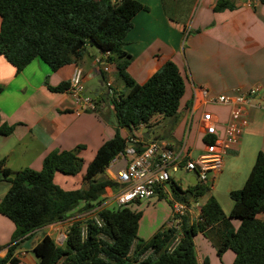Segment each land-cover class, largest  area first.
Segmentation results:
<instances>
[{
    "label": "crops",
    "instance_id": "0c3cea01",
    "mask_svg": "<svg viewBox=\"0 0 264 264\" xmlns=\"http://www.w3.org/2000/svg\"><path fill=\"white\" fill-rule=\"evenodd\" d=\"M121 1L113 0L115 4ZM134 1L147 8L134 14L133 27L124 39V49L133 57L128 72L138 83H144L166 61L172 60L184 78L185 94L175 124L162 115H156V124L131 130L128 137L138 138L144 146L154 140L166 141L175 147L185 144V150L197 157L205 147L201 128L204 107L196 101L200 88L206 86L217 94L260 84L262 92L246 108L248 124L238 143L227 147L223 156H227L228 161L219 173L228 180L229 193L240 189L258 152H264V4L260 0H233L232 8L216 10L217 0ZM99 55V49L89 52L80 62L64 65L56 71L40 58H35L20 72L0 55V128H13L8 135L0 134L2 168L39 171L50 152L78 147H81L78 153L84 163L90 162L100 146L115 135L117 119L107 83L110 82L117 90L123 89L124 83L117 85L119 72L115 65H110L109 71H104L98 65L96 58ZM77 67L83 70L84 83L93 82L96 86L97 94L92 98L95 110L78 113L79 105L69 89H51L63 82H70ZM82 96L91 97L87 92ZM206 108L220 121H225L229 116V106ZM162 121L165 123L158 125ZM153 126L158 128L152 135L146 129L151 130ZM115 159L107 169L108 173L110 168L115 170L125 166L122 158ZM82 174H77L80 175L81 185ZM57 178L59 176L55 175V180ZM111 178L114 180L112 175ZM9 188L10 182L2 177L0 170V202ZM105 190L101 197L109 196V200L118 192L107 187ZM163 193V197L158 193L131 205V209L142 212L138 227V237L142 240L150 239L172 218V200L177 199L172 183L166 186ZM210 195L215 196L209 194L207 199ZM215 197L220 203L219 196ZM232 205L225 210L226 215H229ZM198 214L196 208L192 209L187 223L197 221ZM257 217L264 220V212ZM232 221L235 227L239 226L240 219L233 218ZM53 224L14 241L15 224L0 213V260L7 255L9 247L14 246L13 257L18 260L17 264H39L31 252L45 234L56 240L49 230ZM194 242L199 264L205 261L207 264H233L235 254L227 250L219 256L216 243L212 245L203 237V233L199 232Z\"/></svg>",
    "mask_w": 264,
    "mask_h": 264
},
{
    "label": "trees",
    "instance_id": "16d2710c",
    "mask_svg": "<svg viewBox=\"0 0 264 264\" xmlns=\"http://www.w3.org/2000/svg\"><path fill=\"white\" fill-rule=\"evenodd\" d=\"M264 4V0H260ZM233 0H217L216 10L232 8ZM147 7L134 1L122 0H0V55L17 71H22L35 58H40L56 71L64 65L80 62L89 46H97L108 61L118 69L124 88L114 90L111 104L117 119L115 135L97 150L82 174L83 185L65 189L55 183V175L82 173L84 159L78 147L73 150H54L43 161L41 170L24 168L13 171L2 168V177L10 188L0 202V213L15 224L13 240L18 241L46 225L65 221L71 210L81 202L86 208L99 199L105 188L115 182L105 177L112 161L123 153L130 142L121 135V128L139 129L151 126L156 115L170 119L179 117L185 81L178 65L168 60L144 83H138L128 72L133 57L124 49L125 37L133 27L132 17ZM70 82H63L54 91H65ZM10 126L0 128L8 135ZM137 144L138 152L143 148ZM172 189L179 200L192 202L205 194L202 183L183 190L173 180ZM160 197L164 196L158 191ZM233 205L227 216L214 195L201 208L200 219L192 224L184 218L181 229L162 226L150 239L138 237L141 211L131 206L98 210L101 223L89 218L74 222L68 229L64 245L45 234L34 247L39 264H199L194 237L217 228L215 242L218 254L232 250L233 264H264V152L259 151L251 171L240 189L230 192ZM229 217V219H228ZM231 218L240 219L238 227ZM229 220V221H228ZM86 223V236L83 224ZM176 238L177 245L170 246ZM14 246L0 264H17ZM150 250L151 252L143 257ZM204 264H207L205 261Z\"/></svg>",
    "mask_w": 264,
    "mask_h": 264
},
{
    "label": "built area",
    "instance_id": "2783aa9c",
    "mask_svg": "<svg viewBox=\"0 0 264 264\" xmlns=\"http://www.w3.org/2000/svg\"><path fill=\"white\" fill-rule=\"evenodd\" d=\"M108 55L109 53H101L96 58V62L102 66L104 71H109L111 65L107 60ZM83 83V70L77 67L70 79L69 92L79 105L78 113L96 109L92 98L82 96ZM107 86L112 88L110 82ZM262 90L260 84L248 89L234 88L230 93L217 94L212 93L206 86L200 88L196 101L204 107L201 115V128L205 147L197 157H193L185 150V144L175 147L166 141L154 140L144 146L138 138L131 136L129 138L131 144L115 159L116 161L122 158L125 166L115 170L110 168L113 179L119 184V190L113 198L115 208L131 206L138 200L149 199L158 195L159 190L164 192L166 186L174 180L172 172L175 173L180 169L196 176L198 183L213 188L215 177L223 170V154L228 146L238 143L248 124L246 108L255 96L260 95ZM219 105L230 107L229 116L225 121H220L211 110L206 108ZM150 123L151 125L155 123L154 118ZM142 127L147 126L142 125ZM136 143L143 148L141 152H138ZM202 206L200 201L193 200L190 203L178 199L172 200V218L168 225L181 229L184 218L188 217L194 208L199 211L198 219H200ZM100 208L101 206H98L84 214L101 223L97 214ZM82 230L83 235L86 236V223L83 224ZM67 233L68 230L63 233L64 236L67 237ZM178 240L179 238L174 240L170 246L171 249L177 245ZM150 252L148 250L143 257Z\"/></svg>",
    "mask_w": 264,
    "mask_h": 264
},
{
    "label": "rangeland",
    "instance_id": "374dc122",
    "mask_svg": "<svg viewBox=\"0 0 264 264\" xmlns=\"http://www.w3.org/2000/svg\"><path fill=\"white\" fill-rule=\"evenodd\" d=\"M92 51H98V47L97 46H89L85 55L88 54L89 52H92ZM117 79H118L117 85H121L123 83V81L119 75H117ZM83 88H84L83 92H82L83 95H84V93L87 92V94H89L91 96L90 98H95L97 91L95 89L96 86L94 87L93 82L83 83ZM114 90H117V89H115V87L112 86V88L110 89V94H112V92L115 93ZM105 116L107 117V119H109L108 115H105ZM163 123H165V121H162L160 124L158 123V125L162 126ZM154 124H156V122L153 123L152 125H154ZM157 128H158V126H153V127H151V130L150 129H146V130L150 131L151 134L153 135V131ZM120 132H121V135L128 136L132 131L129 128H121ZM195 154H197V153H195ZM193 157H196V156H193ZM227 161H228V157L223 156V168H224V165ZM88 162L84 163L83 170H82L83 173L86 172ZM225 171H226V169H225ZM56 175L59 176V178H57V180H55V183L62 188L76 189V188L82 187L81 182H80V175H67V174H64L61 172H58ZM172 175L174 177V180L180 185V187L183 190H186L190 186V176L192 175V173H189V172H186V171L180 169L175 173L172 172ZM60 177H62L63 179ZM105 177H107L108 179H112L111 174L108 172H106ZM113 181L115 182V184L113 186H108L107 188H112L113 191L115 192V191L119 190V184L115 180H113ZM228 184H229V182L224 177V175L223 176H222V174L217 175L215 183H214V188H211L210 186L207 187L208 189H206L205 194L201 197H198L197 200L203 204V202L207 199V196H209V194L213 193V194H215V196L218 195L219 199H220V203L222 204L221 205L222 209L225 212V210H228V208H230L231 205L233 204V200H232L231 195L229 193V185ZM144 200H147V199H142L139 201H144ZM99 201L100 202H97V201L92 202V205H94V206L88 207V208H86L85 202L81 206L78 205L77 207H75L73 210H71L69 212L68 217L65 221L59 222V223L56 222L57 224H53L49 227L50 232L54 234V236H55V238L59 244H61V245L65 244V242H66L65 237L66 236H64L63 233L66 232L74 222H77V221L84 222L90 218L89 215L84 214V213H87L88 211H90V210H92L98 206H101V208L102 207L115 208V206L113 204V198L111 200H109V196L100 197ZM228 219H229V217H228ZM232 219L233 218L230 219V222H232V225H234ZM217 228H218V226H215L212 230H209L206 234L203 233V237L206 238L207 241L212 243V245L218 239ZM196 235H198V233ZM194 241H195V237H194ZM228 251H229V253H232V254L234 253L232 250H228ZM31 254L36 259L39 260V258L36 256V254L34 252H31ZM216 258H218L217 254H216ZM224 259H225V256H224Z\"/></svg>",
    "mask_w": 264,
    "mask_h": 264
},
{
    "label": "water",
    "instance_id": "95a60500",
    "mask_svg": "<svg viewBox=\"0 0 264 264\" xmlns=\"http://www.w3.org/2000/svg\"><path fill=\"white\" fill-rule=\"evenodd\" d=\"M130 144L131 143L128 142V145H130ZM190 183L193 184V185L198 183V180H197L196 176H194V175L190 176Z\"/></svg>",
    "mask_w": 264,
    "mask_h": 264
}]
</instances>
